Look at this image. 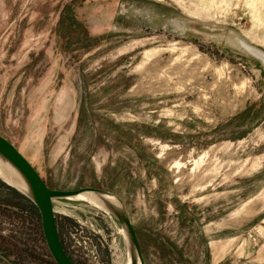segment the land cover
<instances>
[{
    "label": "rangeland",
    "instance_id": "rangeland-1",
    "mask_svg": "<svg viewBox=\"0 0 264 264\" xmlns=\"http://www.w3.org/2000/svg\"><path fill=\"white\" fill-rule=\"evenodd\" d=\"M242 40L264 52V0H0V136L50 189L116 195L145 264H264V67ZM2 184L0 264H55ZM54 210L76 264H127L113 216Z\"/></svg>",
    "mask_w": 264,
    "mask_h": 264
},
{
    "label": "water",
    "instance_id": "water-1",
    "mask_svg": "<svg viewBox=\"0 0 264 264\" xmlns=\"http://www.w3.org/2000/svg\"><path fill=\"white\" fill-rule=\"evenodd\" d=\"M0 159L9 165L24 183L26 189L25 191H21L0 179V181L7 187L13 189L31 202L38 211L42 235L53 262L55 264H74L62 246L56 224L54 204L62 200L80 201L74 200V198L82 194L110 196L111 193L94 188H80L75 191H58L50 189L28 160L16 149L14 145L2 136H0ZM118 200L122 204L119 198ZM122 206L123 207L120 209L114 208L112 212H110V215L117 220L121 229L125 231L127 239L133 250L134 257L132 258L137 259L140 264H145L136 231L123 204ZM132 264H135L133 259Z\"/></svg>",
    "mask_w": 264,
    "mask_h": 264
},
{
    "label": "bare ground",
    "instance_id": "bare-ground-1",
    "mask_svg": "<svg viewBox=\"0 0 264 264\" xmlns=\"http://www.w3.org/2000/svg\"><path fill=\"white\" fill-rule=\"evenodd\" d=\"M241 47L248 52L250 55H252L254 58H256L264 67V52L258 48H255L251 46L250 44L246 43L245 41H240ZM0 179L7 182L8 184L14 186L15 188L25 191L26 187L24 183L22 182L21 178L18 176V174L10 168L9 165H7L5 162H3L0 159ZM74 200H80L87 204H90L103 212L110 215V212L114 208H122V204L118 200V198L115 195L105 196V195H98V194H82ZM121 233L125 239V244L127 247L128 252V261L127 264H132V259L134 260L135 264H140L137 259H134L133 256V250L132 247L127 239V236L125 234V231L121 229ZM136 258V257H135Z\"/></svg>",
    "mask_w": 264,
    "mask_h": 264
},
{
    "label": "built area",
    "instance_id": "built-area-1",
    "mask_svg": "<svg viewBox=\"0 0 264 264\" xmlns=\"http://www.w3.org/2000/svg\"><path fill=\"white\" fill-rule=\"evenodd\" d=\"M61 243H62V246H63V248H64V250H65V252H66V254L69 256V258L74 262V264H76V262L74 261V257L69 253L70 251H69V249L68 248H70L71 246H65L64 244H63V242L61 241ZM85 245H86V243H85ZM65 246V247H64ZM72 248H75V246H72Z\"/></svg>",
    "mask_w": 264,
    "mask_h": 264
},
{
    "label": "trees",
    "instance_id": "trees-1",
    "mask_svg": "<svg viewBox=\"0 0 264 264\" xmlns=\"http://www.w3.org/2000/svg\"><path fill=\"white\" fill-rule=\"evenodd\" d=\"M3 188H6L8 191H12V189H10L9 187L5 186L4 184L1 185ZM5 186V187H4ZM16 195L21 198V199H24V200H27L25 199L23 196H21L20 194L16 193Z\"/></svg>",
    "mask_w": 264,
    "mask_h": 264
}]
</instances>
